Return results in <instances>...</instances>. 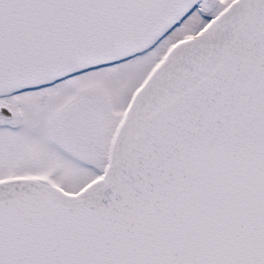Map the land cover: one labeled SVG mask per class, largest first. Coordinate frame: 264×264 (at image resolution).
<instances>
[{"label":"snow or ice","instance_id":"1","mask_svg":"<svg viewBox=\"0 0 264 264\" xmlns=\"http://www.w3.org/2000/svg\"><path fill=\"white\" fill-rule=\"evenodd\" d=\"M0 264H264V0H0Z\"/></svg>","mask_w":264,"mask_h":264}]
</instances>
